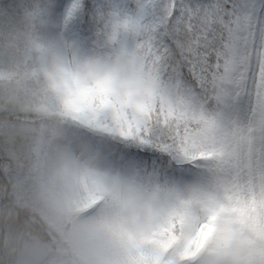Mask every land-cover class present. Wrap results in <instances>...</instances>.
Masks as SVG:
<instances>
[{
  "label": "snow or ice",
  "instance_id": "6c2138e0",
  "mask_svg": "<svg viewBox=\"0 0 264 264\" xmlns=\"http://www.w3.org/2000/svg\"><path fill=\"white\" fill-rule=\"evenodd\" d=\"M21 20L56 57L49 88L70 122L57 131L129 187L102 186L85 219L133 247L176 241L128 264H264V0H0L10 63ZM22 176L0 149V183Z\"/></svg>",
  "mask_w": 264,
  "mask_h": 264
},
{
  "label": "trees",
  "instance_id": "16d2710c",
  "mask_svg": "<svg viewBox=\"0 0 264 264\" xmlns=\"http://www.w3.org/2000/svg\"><path fill=\"white\" fill-rule=\"evenodd\" d=\"M15 29L19 34L12 41L14 63L0 70V91L12 81L21 106L0 109V125H32L28 165L49 203V212L38 210L20 196L14 177L7 189L0 183V264H45L52 255H56L58 264H128L129 255L152 259L164 256L169 248L174 252L176 241L170 233L143 239L133 247L85 219V211L102 198L99 194L90 199L83 193L84 175L78 173V163L73 159L76 145H89L57 131L70 122L49 88L50 73L56 68L55 55H42L37 50V42L24 35L22 20ZM1 135L2 131L0 149H4ZM159 188L167 199L176 195L165 186Z\"/></svg>",
  "mask_w": 264,
  "mask_h": 264
},
{
  "label": "rangeland",
  "instance_id": "374dc122",
  "mask_svg": "<svg viewBox=\"0 0 264 264\" xmlns=\"http://www.w3.org/2000/svg\"><path fill=\"white\" fill-rule=\"evenodd\" d=\"M3 45L4 41L2 40L0 43V52L3 51ZM14 57V50H12L11 63L5 56L0 55V70L8 67L11 68L14 63ZM11 83L12 81L7 82L4 85L6 89L0 91V109L6 108V105H11V107L12 105H18L17 107L21 106L17 100L18 94L13 91L14 84L12 85ZM2 125L4 123L0 125V133L2 131L1 136L5 143L4 149L14 165L23 171L21 178L14 177V183L18 193L38 210L45 213L49 212V203L42 195V192H40L36 178L30 171V166L28 165V148L30 145L29 139L32 137V125L26 123H8L4 126ZM73 159L78 163V173H83L84 175L83 193L90 199H94L97 195L101 194L100 189L102 186L114 187L121 193L129 191L124 175L112 169L104 157H100L94 148L90 146L86 147L82 144L76 145L73 149ZM137 187L140 192L151 200H167V196L159 187H150L147 184H139ZM106 229L111 236L116 235L112 230ZM45 264H58L56 255H52Z\"/></svg>",
  "mask_w": 264,
  "mask_h": 264
}]
</instances>
